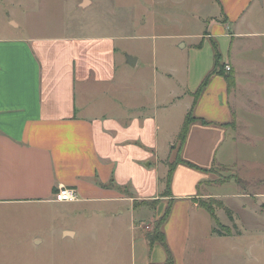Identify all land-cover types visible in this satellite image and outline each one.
<instances>
[{
  "label": "crops",
  "instance_id": "1",
  "mask_svg": "<svg viewBox=\"0 0 264 264\" xmlns=\"http://www.w3.org/2000/svg\"><path fill=\"white\" fill-rule=\"evenodd\" d=\"M214 1L220 15L203 20L213 29L200 35L193 54L198 56L205 40L217 44L215 38L225 39L230 48L220 58L231 68L235 85L229 89L225 77L215 75L195 104V93L215 68V50L202 63L191 60L197 76L184 92L189 101L183 118L174 111L179 90H159L174 79L175 70L160 72L153 66L149 83L142 77L131 82L139 59L127 55L120 78L116 44L122 35L45 33L35 31L30 21L25 34L0 30V264H84L82 258L91 257L93 247L81 243L84 229L63 226L47 232L52 218L47 207L80 204L95 205V222L84 230L95 241V264H164L167 252L154 248L159 243L152 244L148 235L169 207L163 232L175 264H183L196 213L213 216L200 206L199 190L208 175L202 170L178 165L171 197L164 195L185 119L193 110L197 121L177 155L211 169L232 123L239 127L242 75H251V115H257L252 108L264 107V0ZM66 4L64 12L70 6ZM94 5L93 0H75L72 7ZM36 16L28 13L29 18ZM57 17L53 26L63 22ZM10 23L21 28L19 22ZM184 37L172 38L186 48ZM132 98H138L134 105ZM61 186L74 188L79 201L55 202ZM259 196L264 214V193ZM209 197L222 198L218 193ZM152 203L155 216L148 210ZM146 214L152 216L149 222L144 221ZM53 235L58 242L47 238ZM135 235L145 241L139 250ZM147 250L152 252L149 259ZM52 251L60 253L51 256Z\"/></svg>",
  "mask_w": 264,
  "mask_h": 264
},
{
  "label": "rangeland",
  "instance_id": "2",
  "mask_svg": "<svg viewBox=\"0 0 264 264\" xmlns=\"http://www.w3.org/2000/svg\"><path fill=\"white\" fill-rule=\"evenodd\" d=\"M93 1L95 5L90 9L76 10L72 7L75 0H0V30L5 33L9 31L25 34V30L29 29L25 25L30 21L33 24L30 27L45 33L63 31L89 37L122 35L116 44L120 78L125 74L123 63L127 55L139 59L136 71L130 72L131 82L142 77L149 83L153 66L160 72L161 69L175 70L177 75H174V79L160 84L159 90H167L168 87L179 90L180 103L174 111L183 118L187 113L189 101L184 92L192 88L197 76L196 70H191V60L196 64L202 63L214 53V44L206 40L198 48L200 53L197 57L194 56L193 50L194 45L201 44L200 35L204 36L213 29V24L210 26V22L207 24L203 20L220 15V9L215 1L213 0V3L212 0ZM66 2V5L69 3L70 6L64 12ZM44 6L46 8H43ZM41 10L43 11L40 12ZM13 11L15 14H12ZM28 13L37 16L29 18ZM57 14L62 16L63 22L60 26H53L55 20L59 22ZM11 21L19 22L21 28L12 27ZM176 35H185L182 41L186 42V48H180L178 39L172 38ZM215 39L220 54L226 53L230 43L223 38ZM243 45L249 47L248 43ZM248 55L251 57V50ZM221 63L223 64V59ZM230 71L225 67V72ZM241 77L240 93L244 103L240 110L241 118H237V121L235 118V121L239 122V127L232 123L233 132L229 130L226 143L213 157L214 165L208 169L207 181L199 190V195L202 196L200 201L210 207L213 216L203 210L196 213L189 251L187 258L181 262L183 264H264V214L260 209L262 205L257 203L260 200L259 195L264 193V107L252 108L257 115H251V75L244 74ZM143 83L141 81L137 87L141 88ZM232 100L231 97V104ZM130 101L134 105L138 98H132ZM178 147L179 143L169 163L180 158V154L177 155ZM216 193L222 198L209 197ZM155 206L156 204H149L148 210L151 209L152 216H155L152 209ZM47 208L52 213L50 229L47 232L63 226L78 231L86 230L95 222V205L80 204L74 207L56 205ZM152 216L146 214L144 221L149 222ZM84 230L85 236L81 243L92 244L93 247L89 249L92 256H84L82 259L84 264H95V241L90 239V231L86 234ZM215 230L222 235L215 233ZM129 235L130 241L134 242V234L130 232ZM135 237L139 250L140 243L145 241H139L138 236ZM47 238L52 243L58 242L54 235ZM154 246L161 248L163 252L166 251L161 244ZM59 253L52 251L51 256ZM151 253L147 250L146 258L149 259ZM136 264L144 263L138 260Z\"/></svg>",
  "mask_w": 264,
  "mask_h": 264
},
{
  "label": "trees",
  "instance_id": "3",
  "mask_svg": "<svg viewBox=\"0 0 264 264\" xmlns=\"http://www.w3.org/2000/svg\"><path fill=\"white\" fill-rule=\"evenodd\" d=\"M214 50H215V59H216V62H215V68L214 70L205 78V80L203 81V83L201 84L200 88L198 89V91L195 93V104L197 103L198 99L200 98V96L202 95V93L204 92L205 88L208 86L211 78L215 75H222L225 77L228 85H229V89H232L235 85V81H234V74L232 72H225V66L221 63V56H220V52H219V49H218V45L214 42ZM197 121V118H195V116L193 115V110L188 114L187 118L185 119V123H184V126H183V129L179 135V138H178V143H179V149H180V152L182 151L185 143H186V140H187V137H188V134H189V130H190V126ZM180 164H183V165H186L188 167H191V168H195V169H198V170H202L206 173L209 172L208 169H203L201 167H198L196 166L195 164L189 162V161H186L184 159L181 158V155H180V158L178 159V161L176 162H173V163H169V172H168V175L165 179V184H166V190H165V197H171V183H172V179H173V175H174V172H175V169L178 165ZM200 206L207 210L209 213H211V209L209 206H207L205 204V202H200ZM170 215V209L167 210V212L165 213L164 217L158 221L156 224H155V228L152 230L151 233H149V240L151 241L152 244H156V243H159L161 244L166 252H167V261L164 263V264H175V260H174V257H173V254L171 252V250L169 249L168 247V244H167V240H166V236H165V233L163 232V226L164 224L166 223L168 217ZM211 215H213L211 213ZM215 233H218L219 235H222L220 232H218L217 230L214 231Z\"/></svg>",
  "mask_w": 264,
  "mask_h": 264
},
{
  "label": "built area",
  "instance_id": "4",
  "mask_svg": "<svg viewBox=\"0 0 264 264\" xmlns=\"http://www.w3.org/2000/svg\"><path fill=\"white\" fill-rule=\"evenodd\" d=\"M230 71V67H226ZM79 201V196L74 188L61 186L55 195V202L57 203H74Z\"/></svg>",
  "mask_w": 264,
  "mask_h": 264
},
{
  "label": "water",
  "instance_id": "5",
  "mask_svg": "<svg viewBox=\"0 0 264 264\" xmlns=\"http://www.w3.org/2000/svg\"><path fill=\"white\" fill-rule=\"evenodd\" d=\"M128 60H129V62L131 61V59L130 58H128ZM133 63H130L132 66H134L135 65V62L134 61H132Z\"/></svg>",
  "mask_w": 264,
  "mask_h": 264
}]
</instances>
